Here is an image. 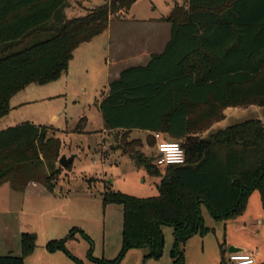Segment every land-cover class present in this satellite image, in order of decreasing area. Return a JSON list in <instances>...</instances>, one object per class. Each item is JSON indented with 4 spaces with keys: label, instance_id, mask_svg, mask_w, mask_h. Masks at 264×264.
Masks as SVG:
<instances>
[{
    "label": "trees",
    "instance_id": "16d2710c",
    "mask_svg": "<svg viewBox=\"0 0 264 264\" xmlns=\"http://www.w3.org/2000/svg\"><path fill=\"white\" fill-rule=\"evenodd\" d=\"M134 1L105 0L84 15L66 18L67 0H0V118L10 111L14 94L31 83L57 80L74 50L106 30L111 15ZM163 19L171 24L163 51L146 65L124 68L108 83L98 109L105 130L163 133L180 142L185 160L157 166L141 151L140 139L122 140L118 148L159 178L158 193H103L104 203L122 206V246L111 260L93 257L90 247L88 257L96 264H119L133 247H148V255L160 256L163 226L172 228L171 264H186L182 245L211 230L204 225L202 206L215 220L234 219L258 191L264 207L261 121L248 119L203 135L228 106L264 105V0H187ZM48 129L23 122L0 130V185L22 190L29 181L41 182L39 166L54 160L60 148L57 138L47 137ZM150 133L146 143L152 146ZM50 179L51 174L42 180ZM76 230L48 241V251L69 254L65 242ZM33 248L34 236L22 233L21 254L0 255V264H24Z\"/></svg>",
    "mask_w": 264,
    "mask_h": 264
},
{
    "label": "rangeland",
    "instance_id": "374dc122",
    "mask_svg": "<svg viewBox=\"0 0 264 264\" xmlns=\"http://www.w3.org/2000/svg\"><path fill=\"white\" fill-rule=\"evenodd\" d=\"M175 1L183 4L186 0H135L128 10L121 9L111 15L110 31L139 34L152 28L139 20L168 16ZM104 2L67 0L64 13L66 18L81 16ZM106 36L107 32L74 50V57L57 80L31 83L14 94L10 111L0 119V130L23 122L47 126V137L52 135L60 144L56 158L39 166L41 183L49 192L54 189L51 193L57 197L48 200L44 197L46 189L37 187L31 192L38 196L29 197L21 204L20 199L15 201L17 197L9 198L0 192V255H20L21 233L28 232L34 236V248L31 259L27 255L24 264H50L57 256L63 264H78L76 259L83 264H96L88 257L90 247L93 257L111 260L118 256L122 246V206L104 203L103 193L116 191L136 197L158 193V178L144 167L136 166L118 148L123 139H140L141 151L155 164V150L153 145L147 146L146 132L133 129L126 134L122 130L104 129L98 103L106 93V58L111 53L99 42ZM260 110L264 123V105ZM257 116L258 111L242 110L221 127ZM61 155L75 157L66 167H61L58 163ZM159 170L163 173L164 168ZM50 174L51 179L44 182L42 179ZM248 206L253 216L245 219L246 224L237 218L215 220L202 206L204 225L211 230L185 241L182 245L185 263L231 264L228 249L237 245L254 251L256 264H264V209L257 191L250 195ZM72 227L78 230L65 242L69 254L63 249L48 251V241L65 237ZM79 230L90 238L91 246ZM162 231L164 243L160 256L148 255V247H133L124 253L119 264H171L172 228L163 226Z\"/></svg>",
    "mask_w": 264,
    "mask_h": 264
},
{
    "label": "crops",
    "instance_id": "0c3cea01",
    "mask_svg": "<svg viewBox=\"0 0 264 264\" xmlns=\"http://www.w3.org/2000/svg\"><path fill=\"white\" fill-rule=\"evenodd\" d=\"M182 2H183V0H182ZM186 2H187V0L185 1V3ZM185 3H183V4H185ZM174 4L181 5L182 3H178L177 1H175ZM173 6L174 5H172V7ZM122 15H123V12H122ZM165 17L161 16L158 18H148L145 20H139L145 24H148L149 27H152V28H147L139 34H129V35L124 30H119L115 34H113L110 31V25H111V21H112L110 19L108 27L106 28V30H104L101 34H99L93 38V39H96L97 37H101V35L103 33L107 32V36H106V38H104L105 40H100V42H99V43H101L100 45H102L104 48H107L109 50V52L111 53V54L109 53L110 56L106 58V78H107L106 93H107V89H108V83L111 80L117 78L119 76L120 72L124 68L129 67V66L146 65L152 54L161 53L163 51L166 43L169 40L170 27H171V24L163 19ZM93 39H91L89 42H85V43L80 44L75 50H77L82 45L91 44ZM74 53H75V51H74ZM106 93H105V95H106ZM260 109H261V105L228 106V107L224 108L222 111L224 117L221 120L213 123L212 126L207 131H205L203 133V135H206L209 132L217 131L219 129H224V128H226L230 125H233V124L243 122V121H240V122H236V123L230 124V125L225 126V127H221L223 123H225L227 120L235 117V115H237L242 110H252L254 112L258 111V116L256 118H251V119L260 120L264 126V123L262 121L263 115H261ZM145 132H146V134L150 133L148 131H145ZM150 134H152V136L154 137V140L156 139V141H157V139H160V140L161 139H167V136L163 133H158L157 134L158 138H156V135L154 132L153 133L151 132ZM147 146L149 147L148 144H147ZM153 150H155V144L153 145ZM154 155H155V153H154ZM158 180H159V178H158ZM37 187H41V188L46 189L44 192V197L48 198V200L57 197L56 194L53 195L51 193L54 189H52L51 192H49L48 191L49 189H47V187L45 185H43V183L38 182V181H29L22 190L14 189L11 187V185L8 182H6V183L0 185V192L5 193V195H7L9 198L10 197L11 198L17 197L15 201L18 202V199H20L21 204H23L26 200H28L29 197L38 196V194L33 195L34 194L33 191L31 192L32 188L36 189ZM263 209H264V207H263ZM252 216H253L252 211L249 210L248 201H247L246 208H245L243 214L236 217V218L240 219L243 224H246L245 219L247 218L248 220H250L252 218ZM230 220H232V219H230ZM260 222L261 221H259V223ZM22 233H28V232H22ZM51 240H53V239H51ZM68 241H70V239L67 240V242ZM235 246L240 247L237 245H235ZM240 248H242L245 252H248L254 256V253H255L254 251L244 249L243 247H240ZM31 255H33V252L28 255L29 259H31ZM50 256L53 257V256H55V254H52ZM254 258L256 261L255 256H254ZM50 264H63V261L60 259V256H57V258H54V261H52Z\"/></svg>",
    "mask_w": 264,
    "mask_h": 264
},
{
    "label": "built area",
    "instance_id": "2783aa9c",
    "mask_svg": "<svg viewBox=\"0 0 264 264\" xmlns=\"http://www.w3.org/2000/svg\"><path fill=\"white\" fill-rule=\"evenodd\" d=\"M157 134L155 133L156 138H158ZM184 160V150L179 141L157 139L155 143V165L182 164ZM228 260L231 264H256L254 256L245 251L229 253Z\"/></svg>",
    "mask_w": 264,
    "mask_h": 264
},
{
    "label": "water",
    "instance_id": "95a60500",
    "mask_svg": "<svg viewBox=\"0 0 264 264\" xmlns=\"http://www.w3.org/2000/svg\"><path fill=\"white\" fill-rule=\"evenodd\" d=\"M75 156L72 155L70 157H66V155H61L58 159V163L61 167H66L74 158ZM240 251H244L242 248L240 247H236V246H230L228 249L229 253L232 252H240Z\"/></svg>",
    "mask_w": 264,
    "mask_h": 264
}]
</instances>
